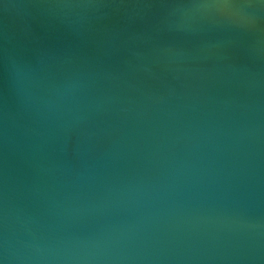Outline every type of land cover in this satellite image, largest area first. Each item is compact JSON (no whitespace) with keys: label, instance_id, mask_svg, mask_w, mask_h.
Here are the masks:
<instances>
[{"label":"water","instance_id":"1","mask_svg":"<svg viewBox=\"0 0 264 264\" xmlns=\"http://www.w3.org/2000/svg\"><path fill=\"white\" fill-rule=\"evenodd\" d=\"M0 264H264V0H0Z\"/></svg>","mask_w":264,"mask_h":264}]
</instances>
